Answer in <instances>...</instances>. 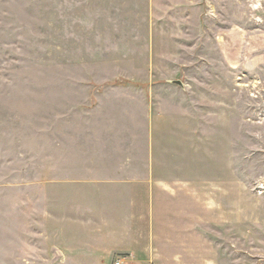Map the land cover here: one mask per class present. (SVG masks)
Listing matches in <instances>:
<instances>
[{
    "label": "rangeland",
    "instance_id": "374dc122",
    "mask_svg": "<svg viewBox=\"0 0 264 264\" xmlns=\"http://www.w3.org/2000/svg\"><path fill=\"white\" fill-rule=\"evenodd\" d=\"M124 150L217 185L182 264H264V0H0V264H129L86 250L108 221L60 197L65 154L80 180Z\"/></svg>",
    "mask_w": 264,
    "mask_h": 264
},
{
    "label": "crops",
    "instance_id": "0c3cea01",
    "mask_svg": "<svg viewBox=\"0 0 264 264\" xmlns=\"http://www.w3.org/2000/svg\"><path fill=\"white\" fill-rule=\"evenodd\" d=\"M145 109L146 118H150L151 122V111L147 107ZM123 152V156L130 157L127 160L129 164H115L113 161L114 164L109 166V160H105L107 155L104 156L106 152H100L104 157L101 156L97 164L85 166L83 173L78 176L80 180L70 175V160L68 154H65L63 166L66 176L64 180L63 175L60 177V187H65L66 191L64 194L60 192V197L65 198L66 205L70 200L77 205L81 204L82 213L86 208L92 214L91 220L108 221L105 228L89 227L86 235H90L91 242H87L86 250L96 252L103 247L104 250L130 254L129 264H150L157 246L164 244L162 249L170 254V263L182 264L181 252L196 251L194 246L197 237L203 234V221L209 222L211 226L220 219L219 201L215 197L217 185L213 191L211 188V192L206 191L207 197L203 200L200 170L188 168L183 173L188 172L189 175L178 179L160 177L157 175L160 170L155 164L156 156L153 152L147 154L151 156V163L140 166L136 163L137 156L131 150ZM119 155L120 152H113L114 158ZM226 155V164L222 168L214 165L215 172L232 174L227 151ZM165 172L169 174L168 170ZM229 179L232 176L226 175L225 182L228 183ZM102 238L112 239L105 242ZM187 245L189 249H186Z\"/></svg>",
    "mask_w": 264,
    "mask_h": 264
},
{
    "label": "built area",
    "instance_id": "2783aa9c",
    "mask_svg": "<svg viewBox=\"0 0 264 264\" xmlns=\"http://www.w3.org/2000/svg\"><path fill=\"white\" fill-rule=\"evenodd\" d=\"M116 264H126L125 260H120Z\"/></svg>",
    "mask_w": 264,
    "mask_h": 264
},
{
    "label": "water",
    "instance_id": "95a60500",
    "mask_svg": "<svg viewBox=\"0 0 264 264\" xmlns=\"http://www.w3.org/2000/svg\"><path fill=\"white\" fill-rule=\"evenodd\" d=\"M177 83H178V84H181V82H180V81H177Z\"/></svg>",
    "mask_w": 264,
    "mask_h": 264
}]
</instances>
